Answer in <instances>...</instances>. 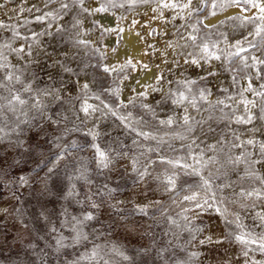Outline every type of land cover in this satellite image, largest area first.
<instances>
[{"label": "snow or ice", "instance_id": "1", "mask_svg": "<svg viewBox=\"0 0 264 264\" xmlns=\"http://www.w3.org/2000/svg\"><path fill=\"white\" fill-rule=\"evenodd\" d=\"M129 2L136 3V0ZM194 3L198 5L195 8ZM51 5L56 6L50 8ZM2 7L4 4L0 3ZM44 7L50 10L35 16L37 23H46L44 30L22 36L13 28V38L23 39L27 43L20 47H12L11 43L0 45V49H9L17 58V63L12 64L0 50V145L7 144L18 153L19 158H14L8 169L21 167L29 159L35 158L30 171L15 176L0 166V189H8L6 196H0V201L12 202L8 207H0V218H3L0 219V234L7 231L9 219L18 228L13 238L19 241L23 253L19 264H109L102 254L107 246L96 241L119 230L137 239L139 247L132 248L135 258L117 245L108 248V252L128 264H134V261L138 264H203V254L190 248L220 245L226 240L240 245L258 244V250L264 253V234L258 239L252 238L251 231L245 230L240 215L241 211L255 210L257 202H260V210L255 212L254 219H259L258 227L264 229V174L254 167L264 165V143L249 139L244 143L253 147L259 143V153L241 152L235 155L232 149L240 148L242 144L231 143L230 147H226L229 142L223 136L216 138L213 123L217 118L209 109H204L208 114L200 119L190 115L187 107L182 116L158 119L152 106L142 103L140 107L151 114L159 128L147 130L150 125L143 116L134 118L129 113L119 117V130L123 138L105 133L103 135L110 138L101 147L98 141L102 134L95 128L85 127L92 115L100 110L99 106L88 103V78H94L97 71L108 75L123 72L131 61L118 69L99 62L92 63L95 56H102V52L95 47V42L84 38V33L80 31L81 21L71 16L67 23L63 22L64 17L70 16L76 8L89 12L85 0H44ZM165 7L175 8L177 5L165 4ZM182 7L191 9L189 15L208 7L212 16H216L217 11L227 12L233 7L243 8L244 11L259 8L260 20L264 22V4H257L255 0H211L210 4L207 0H187ZM107 10L104 6L95 9L96 12ZM244 19L251 21L253 17L245 16ZM8 27L0 21V28ZM195 32L198 29L193 26V31L180 39L191 41L203 55L198 59L185 60V63L200 66L201 60H220L221 56L210 50L208 43L197 44L198 39L202 38L193 34ZM262 33L264 27L257 25L254 33L250 32L244 37V42L248 43L249 48H256L257 45L248 37L255 39ZM42 37L56 41L51 50ZM241 45V41H236L232 47L237 51L231 55L239 56L248 51ZM212 48H216V45L213 44ZM252 59L256 60V57ZM241 60L246 61L247 57H241ZM33 68L39 72L33 71ZM177 83L187 86L196 81ZM104 91L112 95L119 93L118 88ZM188 91L191 89L188 88ZM209 94V90L201 89L199 99L206 101ZM139 95L146 97L147 93ZM169 95L176 97L171 102L177 106L188 101L191 107L196 108L195 100H189L183 91L170 92ZM95 99L100 100V96L95 95ZM100 102L113 116L116 115L109 105L102 100ZM256 118L250 114L247 119L241 118L238 122L252 123ZM259 119L264 120V109H261ZM33 135L35 142L29 143ZM208 138L216 140L208 145V151L213 154L200 151L194 155L193 146L199 149L197 141L204 143ZM125 139L130 143H125ZM175 142H179V149ZM45 147L47 154L43 150ZM85 149L92 152L87 162L79 156ZM184 149L188 150L193 164L181 157L173 159L165 155V151ZM153 154L155 159L152 158ZM123 161H127V164H123ZM62 164L64 175L61 174ZM89 164L95 165V176ZM156 165H167L171 171L166 168L164 173L154 176L152 169ZM181 176L198 177L199 187L205 190L206 197L201 203L197 199L198 193L192 192L183 196L184 201L193 202L194 210L211 209L223 219L225 225H234L240 231H229L227 235L217 237L208 226V234H205V227H192L191 217L178 219L168 215L161 200L150 198V192L161 195L176 192ZM150 180L157 182V188L147 187ZM66 181L82 182L89 191L80 199L75 183H69L64 189ZM246 183L249 186L246 187ZM54 186L62 190L59 199L65 202L59 209L49 207L53 204L51 197ZM187 187L190 189L191 185ZM24 192L28 195L24 196ZM72 204L79 209L75 213L67 206ZM232 207L239 211H232ZM185 233L187 239H184ZM242 255L247 257L248 252L243 251ZM221 264L230 262L224 260Z\"/></svg>", "mask_w": 264, "mask_h": 264}, {"label": "rangeland", "instance_id": "2", "mask_svg": "<svg viewBox=\"0 0 264 264\" xmlns=\"http://www.w3.org/2000/svg\"><path fill=\"white\" fill-rule=\"evenodd\" d=\"M93 0H85V7L89 8V12H82L79 8L74 9L70 16L64 17V23H67L71 16H76L80 21V31L84 33V38L95 42V47L99 48L102 52V56H95L92 63H101L102 65H108L113 68H120L122 65L128 64L131 61V65L125 68L123 72L113 73L111 75L105 74L102 71L95 72L94 78L89 77L88 82L90 84V91L87 92L88 103L94 106H99L100 110L92 115L86 124V128H95L96 131L102 134L100 140L101 147L109 141V136L103 135L110 133L111 136L121 135L119 130L120 116H127L129 113L132 116H143L145 120L149 122L150 127L147 130H155L159 128L157 121L152 118L150 113H146L143 108L140 107L142 103H148L154 109L158 119H167L168 116H182L184 114V108L187 107L188 113L197 119L206 116L208 113L204 109H209L217 118L213 123V127L216 128V138L223 136L229 143L226 147H230L231 143L242 144L240 148L232 149V154L239 155L244 153H259V143L253 147L247 145L246 142L249 139H254L258 142L264 143V120H260L261 109H264V33L260 37L253 39L248 37L252 43L257 45L256 48H249L248 43L244 42V37H247L250 32H255L256 26L260 25L264 27V22H261V13L259 8H251L248 13L240 8H229L227 12L217 11V15H220L218 20L213 22H207L213 16L210 15V8L203 7L200 12H192L189 15L191 9H185L182 7L187 0H174L180 7L178 15H172L168 20L169 30L167 32L160 31L156 25L151 24L150 19H145L146 25L151 26V36L154 38L166 37L168 43L175 48L176 55L170 67L161 68V75L154 80H148L146 88L131 87L128 93L124 89V80L132 77L133 69L136 68L134 47L131 43L128 47L124 37V30L127 25L125 14L136 11V14H142L138 12V7L141 3H156L157 0H136V3H130L129 0H97L98 3L91 5ZM140 1V4H139ZM165 1V0H163ZM258 4V0H255ZM0 3L4 4V7L0 8V21L8 28H0V45L11 43L12 47H20L27 42L23 39H14L12 29L18 30L22 36H30L32 31L40 32L46 27V23L41 24L35 21V16L40 15L42 11H48L44 7V0H0ZM207 3H211V0H207ZM112 4L120 5L123 7H113ZM137 4V5H136ZM264 4V2L259 3ZM181 5V6H180ZM56 5H51L50 8ZM101 6L106 7L109 11L116 13L117 20L112 24H106L97 16L95 9ZM197 4H193V7H197ZM33 9V11H27V9ZM24 9V11H21ZM36 9H40L38 12ZM243 9V8H242ZM188 10V11H187ZM253 12V13H252ZM137 15L141 16L142 15ZM222 14V15H221ZM187 15V16H186ZM186 16V17H185ZM245 16H251V21L245 20ZM151 24V25H150ZM193 26L198 29V32L193 34L198 35L202 39H198L197 44L208 43L210 50L215 51L216 55L221 56L220 60L209 59L207 61L201 60L200 66L185 63V60L192 58L198 59L203 53L193 46L191 41H185L180 39L182 35H187L188 32L193 31ZM116 32L117 40L113 42L112 48L109 47L107 42L108 38L112 36V33ZM140 32V31H139ZM168 34V35H167ZM163 35V36H162ZM46 44H49V50L51 46H54L56 41L51 38H41ZM242 42V47L248 49L246 52L240 53L239 56L231 55L236 52L237 49L232 47L236 41ZM147 51L151 58H155L157 46L156 42L148 37L147 39ZM187 46L185 47V44ZM215 44L216 48H212ZM2 50L11 61L12 64L17 63V58L14 54L10 53L9 49L2 48ZM123 50V51H121ZM155 54V55H154ZM191 54V55H190ZM256 57L253 60L252 57ZM241 57H247L246 61L241 60ZM134 59V60H133ZM23 63V62H21ZM134 65V67H133ZM143 66L145 64L143 63ZM166 69V70H165ZM231 69V70H226ZM33 71L39 72L38 69L33 68ZM163 71V72H162ZM214 73V75H209ZM163 76L164 79H160ZM201 77L205 79L201 80ZM193 80L195 84L182 85L177 81ZM139 82V79L136 80ZM171 82V83H170ZM43 86L42 84L40 85ZM19 87L18 85L16 86ZM119 89L118 95H112L104 89ZM160 89L159 91H153L152 89ZM188 88L191 91H188ZM201 89H207L210 91L208 99L206 101L199 99V93ZM183 91L189 100H195L196 108L191 107L188 101H185L183 105L177 106L173 104L172 99L175 96H170L171 93ZM147 93L146 97L140 96V93ZM6 95L7 93H3ZM95 95L100 96V100L95 99ZM27 98V96H25ZM110 106V108L116 112L113 116L112 112L104 108L103 104ZM159 102V103H158ZM252 102V103H249ZM253 104L255 107H253ZM126 105V106H125ZM252 114L257 118L252 123L238 122L241 118L247 119ZM163 131V129H161ZM15 139V137H12ZM83 140V138H80ZM90 139V138H89ZM35 142V136L29 143ZM216 140L208 138L204 143L199 144V149L195 146L193 154L203 151L207 155H212V152L208 151V145L215 143ZM125 143H130V140L125 139ZM175 146L179 149V142H175ZM45 154L48 153L47 147L44 149ZM165 155L169 158H184L189 164H193L194 160L189 157L188 150H179L177 152L165 151ZM79 156L85 158L87 162L92 156V152L88 149L79 153ZM14 158H19L18 153L11 149L7 144L0 145V166H3L10 172L12 176L22 174L23 172L30 171L31 166L35 162V158L29 159L27 164H23L21 167L8 169V165L12 164ZM155 159V154L152 155ZM255 158H258L255 157ZM123 164H127V161H123ZM143 163V159L141 160ZM95 176V165H88ZM256 170L264 174V165L257 164L254 166ZM171 171L167 165H156L152 169L153 175H160L164 173L165 169ZM43 173H41L42 175ZM61 174L63 172V164L61 165ZM71 174V172H69ZM235 179V177H233ZM69 183H75L77 190L80 192V199H83L85 193H88L89 188L82 182L71 181L65 182L64 189ZM251 183V182H249ZM258 185V182H256ZM177 191L170 195H161L159 192H150L151 199L161 200L163 208L167 209L168 215L177 217L178 219L183 216H189L192 218V227H211V232L217 237L227 235L229 231H240L234 227V225H225L223 219L213 212L211 209L207 210H194L195 205L191 201H184L183 196L191 195L192 192H197V199L202 203L205 197V190L200 188V180L198 177H185L181 176L177 182ZM191 185L189 189L187 186ZM245 186H249L248 183ZM147 187L149 189L157 188L156 181H149ZM95 191V187L92 188V192ZM8 193L7 188L0 189V196H6ZM28 193L24 192V196ZM62 195V190L58 187L52 189L53 204L49 207H55L59 209L65 202L59 197ZM175 201V203H173ZM11 201H0V207L10 206ZM69 210L73 213L79 209L76 205H67ZM261 203L257 202V208L252 211H241V221L245 226V230L251 231L252 238L258 239L261 234H264V229L258 227L260 224L259 219H254L255 212L259 211ZM189 209V211H185ZM232 211H239L235 207H232ZM199 213V215L197 214ZM158 216L159 213L157 212ZM3 219V218H0ZM229 219H232L229 216ZM18 231V228L14 226L13 222L9 219L7 221V231L0 234V264H19V260L23 259V253L20 251L21 245L18 240H14V234ZM187 233L184 234V239H187ZM202 238V237H200ZM96 243L106 245L104 249V259L109 261V264H128V262L121 260L119 256H116L108 252V248L112 245L119 246L122 250L126 251V254L135 258V253L132 251L133 246L139 247V243L136 238L126 236L123 230H119L113 233L111 236L102 237L97 240ZM190 250L200 251L203 255L201 257L203 264H221L222 261L228 260L230 264H264V253L258 250V244L240 245L226 240L220 245L212 246H199L191 247ZM83 251V249H80ZM243 251L248 252V256L242 255ZM19 253V256H18ZM86 264V262H85ZM134 264L138 262L134 261ZM199 264V262H195Z\"/></svg>", "mask_w": 264, "mask_h": 264}, {"label": "bare ground", "instance_id": "3", "mask_svg": "<svg viewBox=\"0 0 264 264\" xmlns=\"http://www.w3.org/2000/svg\"><path fill=\"white\" fill-rule=\"evenodd\" d=\"M258 2L262 3L264 2V0H258ZM97 3H98L97 0H93L90 4L95 5ZM165 4L177 5V2L174 0H165V1L157 0L156 3L153 2L144 3L143 1V4L141 3L140 6H137L138 12L139 11L142 12V14L139 13L140 15H142V17L137 16L139 14H136V11L134 10L124 15L127 21V25L124 30V37L127 44L126 46L128 47L131 43L133 44L134 56H135L134 59L136 62V68L133 69L134 71L132 77L124 80L123 83L124 89L127 93L130 90V88L133 86L138 87L140 89L146 88L147 86L146 82H148V80L152 81L156 79L159 75H161L162 74L161 68L170 67L176 55L175 48L170 46L166 37L164 38L152 37L151 36L152 27L146 25L145 23L147 19H150L152 25H156L160 31L167 32L169 30L168 20L170 19V17H172V15H178L179 10L181 9L178 5L175 8H169V7H165ZM240 9L243 10L242 8ZM245 12L248 13V11ZM96 14L98 17L101 18L103 22H105L108 25L114 23L118 19L116 13L109 10L104 12H97ZM219 17L220 15L213 16L211 19L207 20V22L211 23L215 20H218ZM148 37L152 38L156 42L157 51H156V55L154 54L155 58H151L146 49L148 44L147 43ZM116 40H117L116 32H113L112 36L109 37L107 40L110 48H112L113 42H115ZM143 63L145 64V66H143ZM137 79H139L138 83L136 82Z\"/></svg>", "mask_w": 264, "mask_h": 264}]
</instances>
